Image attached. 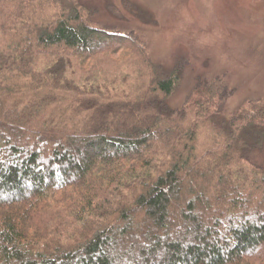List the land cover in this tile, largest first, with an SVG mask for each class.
Instances as JSON below:
<instances>
[{
  "label": "trees",
  "instance_id": "obj_1",
  "mask_svg": "<svg viewBox=\"0 0 264 264\" xmlns=\"http://www.w3.org/2000/svg\"><path fill=\"white\" fill-rule=\"evenodd\" d=\"M97 13L0 0V264H264V101Z\"/></svg>",
  "mask_w": 264,
  "mask_h": 264
},
{
  "label": "rangeland",
  "instance_id": "obj_2",
  "mask_svg": "<svg viewBox=\"0 0 264 264\" xmlns=\"http://www.w3.org/2000/svg\"><path fill=\"white\" fill-rule=\"evenodd\" d=\"M83 1L100 21L139 34L157 63L171 68L183 60L171 108L183 104L200 76H222L236 89L226 115L247 100L264 101V0H130L148 15L144 21L124 11L122 0L111 2L124 19L109 12L106 0ZM253 152L251 160L264 166V146Z\"/></svg>",
  "mask_w": 264,
  "mask_h": 264
}]
</instances>
